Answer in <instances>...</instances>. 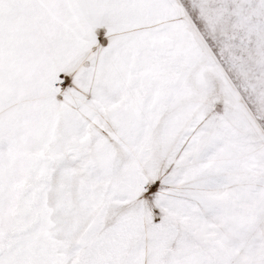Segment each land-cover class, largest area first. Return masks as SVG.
<instances>
[{"label": "snow or ice", "instance_id": "6c2138e0", "mask_svg": "<svg viewBox=\"0 0 264 264\" xmlns=\"http://www.w3.org/2000/svg\"><path fill=\"white\" fill-rule=\"evenodd\" d=\"M0 264H264V0H0Z\"/></svg>", "mask_w": 264, "mask_h": 264}]
</instances>
